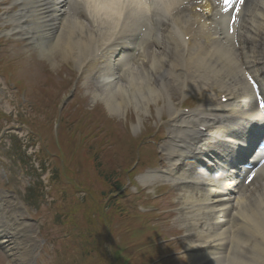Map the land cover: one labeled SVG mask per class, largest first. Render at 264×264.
<instances>
[{"label":"bare ground","instance_id":"bare-ground-1","mask_svg":"<svg viewBox=\"0 0 264 264\" xmlns=\"http://www.w3.org/2000/svg\"><path fill=\"white\" fill-rule=\"evenodd\" d=\"M182 1L184 0H154V5L148 10L141 0H13L9 6H6L0 17L4 18L3 22L10 21L11 23L7 32L26 35L28 42H30V37H35L39 45L37 52L39 58L48 62H53L55 57H59L63 61L76 60L78 66L84 58L88 57L92 47H101L115 40L122 41V45L111 47L115 51L111 57L116 61L111 60V65L105 64L102 70L101 90L93 93L94 97H99L103 101L108 113L123 114L127 108L126 105L133 106L135 110L145 113L152 101L157 102L165 98L166 102H169V99L175 94L173 88L177 80L180 79L178 74L181 68L190 73L191 83H197L198 78L209 81L215 76L213 70H218L238 82L235 83L237 93L233 95L231 102L225 104L223 112H219L220 118L224 121L229 118H238L233 122L246 119L259 123L256 121L259 120L261 114H256L252 104L250 107L254 110L253 114H248L247 111L238 114L236 110L238 102L245 103L243 98L248 97V93L246 86L241 87L244 81L238 69L240 64L232 53L231 41L236 35L235 32H232L233 21L229 19L228 14L222 15L209 2L201 0L203 9L207 13L212 12L215 17L218 27L214 32L219 37L210 46L200 43L193 49L188 48L190 43L186 44L176 37L177 28L182 24L180 22H184L189 27L192 18L187 15V8L177 6ZM248 4L250 7L249 9L244 8L243 25L240 26L242 47H246L245 44L249 42L253 44L257 32L264 25V0H248ZM15 5L19 7V10L16 13H11L12 11L9 9H15ZM77 8L81 10L82 17L86 22H83V19L80 20ZM18 13L19 16L16 17ZM247 16L248 19H245ZM21 19L22 24L19 23ZM173 20L177 21L172 25ZM158 22L159 28L161 24L169 27L163 34V46L159 52L149 51L147 56H143L141 51V55L134 63L136 66H140V69L136 70L133 68L130 45L133 43L146 44L149 39L154 37ZM158 33L159 30L156 36ZM135 36L136 39L133 38ZM156 41H159L158 37ZM128 43H130L129 46ZM260 45L255 56L258 61L252 59V51L249 48L245 56L247 62L264 64V44L260 43ZM128 49L131 50L130 54H127ZM181 52L185 57V66L181 65L179 56ZM142 56L147 59L140 63ZM210 62L212 63L210 64ZM207 67L213 68V70H208ZM261 67L264 68V65ZM93 68L94 66L91 67V69ZM113 69L117 70L116 73L121 75L122 79L117 81ZM167 121L169 124H174L170 118ZM221 124L218 123V127H215V136L208 138L204 136L198 141H196L198 134L187 137L190 141L186 147L196 154L197 152L201 153L202 147L206 146L209 148L206 149L207 151L218 157L223 153L221 147L224 144L221 142H230L228 139H232L227 138L224 126ZM185 128L194 132L191 124H185ZM249 128H243L245 129L244 135L248 134ZM173 130L174 127L168 129L167 134L171 137L165 144L168 165L160 172L161 178L170 180L177 186L176 190L180 193L177 197L180 205L178 204L179 209L175 222L179 229L182 230L183 227L185 231L183 254L189 264H224L227 256L237 244L245 253L248 264H262L258 259L257 252L261 241L258 240V237L256 238L255 234H249V223L253 222L256 225L258 221L256 214H260L262 210L257 209L255 203L249 200L247 204L239 205L236 210V219L232 229L228 225L218 224L219 216L212 211L221 213V210L214 208L212 202L215 204L220 202L222 192L219 183H223L224 179L217 178V181H212L213 179L210 177L194 179L188 174L180 175L178 173L179 166L176 167L179 157L172 161L169 160L170 155L180 153L181 150L172 147V142L178 141V145H183L182 138L176 137L179 131L173 132ZM221 156V159H224V155ZM166 172L171 173V176ZM156 178L152 175L146 176L150 182ZM6 202L11 207L10 209L17 208L16 200H12L11 196L6 199ZM4 206L6 205L4 204ZM244 207H248V213L244 211ZM200 216L203 218L202 222ZM20 225L22 227L23 223ZM257 230L254 228V232L257 233ZM8 234L10 232L7 233L0 223V242L3 246L11 249L15 243ZM236 237L240 238L239 242L235 241ZM229 238L232 239L230 247L227 245ZM220 242H224L222 263L217 260ZM241 259L242 255L235 260L231 259L228 264H236L235 261L239 264Z\"/></svg>","mask_w":264,"mask_h":264},{"label":"rangeland","instance_id":"rangeland-1","mask_svg":"<svg viewBox=\"0 0 264 264\" xmlns=\"http://www.w3.org/2000/svg\"><path fill=\"white\" fill-rule=\"evenodd\" d=\"M84 22L86 20L83 19ZM264 25L260 28L258 31V39L260 41H264ZM16 49V50H12ZM149 49L156 50L157 47L151 45L148 47V49L145 50V53L147 54L149 52ZM3 57V61L0 63V70L3 69L5 57L10 60H15L18 58L19 60V66L20 69L18 71V75H27L29 76V79H38L40 77H44L42 75V69L47 68L51 70L53 73L56 74L54 80L57 81L56 83L62 84L61 87L64 86L60 91L57 90L55 93H58V96L56 97V100L58 101V106L65 101L62 110H67L71 112L79 111L78 106L82 104L83 108H88L94 105V101H92V90L93 88L89 85L83 84L84 79H81L77 82L76 78V65L72 61H61L59 57H55V60L53 62L43 61L40 60L36 54V52H33L31 49H26V47L23 48H14L12 44H8L6 47L0 48ZM147 59V58H145ZM68 66V67H67ZM7 76V75H6ZM44 80V79H43ZM41 81V83L43 82ZM31 81V80H30ZM76 82V87L74 88L73 83ZM6 84V82L3 80L2 77H0V85ZM41 85V84H40ZM91 87V88H89ZM70 90L74 91V94L71 97L66 98L67 92ZM90 92V94H87V92ZM15 93V92H14ZM15 95L18 96V93H15ZM0 97H2L3 102L0 104V115L7 114L11 116V120H0V127L5 125L12 126L14 132L16 135L14 137L5 138V142L9 144V153L11 156L7 155H0L1 162V172H0V188L7 187L12 190H14L17 193L18 199L27 206L26 215L32 216L33 218L40 217L39 209H41V212L45 214V217L41 223V227L47 229L52 228L56 224L54 219V213L48 212L47 209L51 208V197L46 194V192H42L41 186L38 183L35 185V178H42L43 182H49L50 176L52 172L53 176L57 178L58 174H61L65 177L68 175H65L63 172V169H66L67 167H59L60 171L58 172L57 169L54 167V164L60 163L61 155L60 152L58 156H55L53 158L49 157L48 155L44 157L42 153V149L45 148V146H48L50 144V141L46 135H42L43 137L38 139V122L43 120V123H47V119H45V115L42 111H39L33 104H30L26 101L17 99H14L13 94L10 92L9 88H4L3 92L0 90ZM29 106V107H26ZM57 106V107H58ZM155 105L151 104L152 109V115L155 116ZM81 110V109H80ZM130 111L135 112L132 107H129L127 109L128 116H130ZM136 113V112H135ZM148 116V115H147ZM146 116V117H147ZM152 117V118H153ZM36 121V125L33 124L32 119ZM67 117L64 118V121L66 123L67 131L72 132L75 135V132L79 130L78 127V119H75L74 121H67ZM25 120V121H24ZM128 121V120H127ZM99 122L98 124H100ZM127 124V123H126ZM87 127L84 128V133L88 135L87 139L81 146L89 145L93 142L94 137L97 135L100 138H103V144L105 148L109 147L110 150H115V147L113 144H111V141H107L108 139L107 135H104L103 129L105 128L104 125L100 124L98 127H95L93 131L89 130V123H87ZM115 123H112L111 121L107 124V126H111L114 129V135L119 141H126L125 142V149L127 151L130 150V148H127V146H131V154L133 153V144H131V141L128 140L126 133L120 128L119 125L114 126ZM92 126V124H90ZM93 127V126H92ZM63 128V127H62ZM61 128V129H62ZM141 132H137L138 136L143 133L142 126H140ZM150 129V128H149ZM71 133V134H72ZM97 133V134H95ZM152 134V132H150ZM108 134V133H107ZM76 136V135H75ZM113 140V139H112ZM76 143H79L78 137L76 136V139L74 140ZM142 139L138 138L134 140V146L136 153L139 154L141 159H147L150 160L152 163H157V152L156 149L158 147H154L153 143H141ZM4 142V143H5ZM114 143L117 142L114 141ZM3 144V142L0 143V147ZM21 144V151L23 155L25 156L24 163H21L18 159H14L16 154L14 153L13 146L14 145H20ZM123 145V146H124ZM27 148V153H30L31 151H34L31 154V157H28V154L25 153V149ZM156 148V149H155ZM41 150L40 154L38 151ZM127 151L125 153H127ZM159 151V150H158ZM8 158H11L9 160ZM31 159L35 160V165L44 167L45 171L41 172L39 176H32L28 172V167L33 166V162H31ZM78 168H75V170H81L80 167H83L82 165L76 163ZM73 179L75 182H78L77 176H74ZM41 180V179H40ZM34 184V186L32 185ZM29 185H32L29 187ZM79 199H82L81 197ZM43 200V201H42ZM43 203H42V202ZM105 202V201H102ZM59 220V219H58ZM105 235V228L101 227L99 232L97 233V236L100 238ZM45 244L42 248L43 253L40 254L39 257H42L44 255L47 259V254L49 252V245L52 241L50 237H47L46 235H43ZM63 240V237L60 238L57 242ZM117 240V238L115 239ZM169 239H160V241H165ZM55 241V240H53ZM159 241V242H160ZM107 245L104 248L105 250H102L105 257L111 264H116L111 261L113 258L110 249L113 248L110 241L108 239L104 240ZM181 241L177 243H173L172 245L175 246L174 249L171 251H168L166 248L163 249L164 253L162 254L163 257L167 256L168 253H174L178 247L180 246ZM183 254V253H181ZM56 258H58V254L56 255ZM173 261L172 264H177L175 261L179 258L170 257ZM17 264H21L17 261H15ZM85 259L82 258L81 263H84ZM0 264H6V262H3V258L0 255ZM13 264V263H8ZM179 264H185V262H180Z\"/></svg>","mask_w":264,"mask_h":264},{"label":"snow or ice","instance_id":"snow-or-ice-1","mask_svg":"<svg viewBox=\"0 0 264 264\" xmlns=\"http://www.w3.org/2000/svg\"><path fill=\"white\" fill-rule=\"evenodd\" d=\"M225 2H227V0H225Z\"/></svg>","mask_w":264,"mask_h":264}]
</instances>
